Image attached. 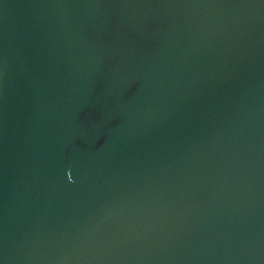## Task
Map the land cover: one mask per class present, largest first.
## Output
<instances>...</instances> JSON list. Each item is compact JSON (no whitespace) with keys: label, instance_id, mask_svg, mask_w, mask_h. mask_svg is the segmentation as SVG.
<instances>
[{"label":"water","instance_id":"95a60500","mask_svg":"<svg viewBox=\"0 0 264 264\" xmlns=\"http://www.w3.org/2000/svg\"><path fill=\"white\" fill-rule=\"evenodd\" d=\"M0 264H264V0H0Z\"/></svg>","mask_w":264,"mask_h":264}]
</instances>
